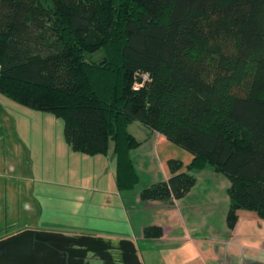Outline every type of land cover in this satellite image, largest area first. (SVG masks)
<instances>
[{"label":"trees","instance_id":"trees-1","mask_svg":"<svg viewBox=\"0 0 264 264\" xmlns=\"http://www.w3.org/2000/svg\"><path fill=\"white\" fill-rule=\"evenodd\" d=\"M51 2L0 0V94L61 119L73 152L111 150L119 192L139 183L137 122L192 156L141 200L172 205L211 167L229 181L228 228L239 211L264 220V0Z\"/></svg>","mask_w":264,"mask_h":264},{"label":"crops","instance_id":"crops-1","mask_svg":"<svg viewBox=\"0 0 264 264\" xmlns=\"http://www.w3.org/2000/svg\"><path fill=\"white\" fill-rule=\"evenodd\" d=\"M6 122L9 123V120L6 119ZM18 123V125L15 123L17 132L32 135L30 128L32 125H28L26 119L21 118ZM133 123L136 124V130H130L128 127V131L141 143L138 148L130 152L132 164L139 177V183L134 189L123 192L117 190L116 163L111 150L107 155L81 154L88 158L110 156L107 158H110L113 164L115 182V188H111L110 194L105 187L90 193L87 198L84 194H75L73 191L64 195L48 196V192H42L39 189L38 193L42 196L47 194L45 196L47 200L43 201L36 197V189L32 187V183L42 181L35 182V178L24 172L20 174L18 184L13 179H9V182H0V217L4 218L2 220H6L9 216H22L28 217L27 220L36 221L44 215V209L47 206H51V210L55 213L53 209H57L59 204H66L67 207L55 214L61 213L66 216L71 227L57 228L52 230L54 231L52 233L73 241L92 239L102 247H116L121 241H126L130 243L129 246L133 245L139 264H264V220L258 218L253 212L239 211L235 227L229 229L226 224L228 210L226 190L229 183L223 181L224 184L220 185L221 176L211 167L190 172L196 179L195 185L183 198L176 200L172 205L141 200L140 191L143 188L169 179L171 174L167 162L170 159L183 160V163H187L186 166L191 159L171 156L169 154V151L173 150L171 142L140 123ZM37 132L40 136V131ZM41 132L44 131L41 130ZM42 145L41 140V144L37 145L41 152L45 150ZM48 150H54L55 153L61 150L67 156H75V152L68 147L65 139L62 146L58 143L56 148L55 140L52 138ZM6 163L9 170L14 172L16 166ZM181 171L187 172V169H181ZM66 187L78 190L76 186L66 185ZM79 193H85V191ZM93 196L96 198L93 199ZM91 202L94 203L95 209L107 211L106 215L102 213L100 217L105 218L104 225L114 224L113 230L80 232L77 226L73 225L72 221L74 222L76 218L90 216ZM84 205L87 212L86 209H82ZM109 211H113L112 215ZM153 226L161 229V236L145 237L144 229ZM26 227L24 225L16 230L18 232L8 236L31 230ZM68 229H71L68 231L70 234H65L64 232ZM34 231L43 232L44 230L37 228ZM108 252L113 253L114 257H121L117 250H108ZM87 255H94V253L87 252Z\"/></svg>","mask_w":264,"mask_h":264},{"label":"rangeland","instance_id":"rangeland-1","mask_svg":"<svg viewBox=\"0 0 264 264\" xmlns=\"http://www.w3.org/2000/svg\"><path fill=\"white\" fill-rule=\"evenodd\" d=\"M41 2L45 7L52 6L51 0H41ZM102 55L103 52L100 50L91 55H86V59L97 61ZM46 113L32 111L0 94V182H9V179H13L18 184L20 174L24 172L29 173L32 178H35V182L36 180L42 181L41 183H32V187L36 189V197L43 199V201L47 200L45 197L47 194L42 196L38 193L39 189L42 192H48V196L64 195L73 191L75 194H84L87 198L90 193L105 187L107 192H109L108 194H110L112 192L111 188H115L113 164L110 162V158H107L110 156L106 158H88L79 153H75V156H67L61 150L56 153L54 150H48L52 138L55 140L56 148H58V143L60 146L64 143V136L63 121L51 113ZM21 118L26 119L28 125H32L30 127L33 132L31 136L17 132L15 123L18 125ZM6 119L9 120V123L6 122ZM129 129L135 131L136 124L130 125ZM41 130L44 132H41ZM37 131H40V136H38ZM41 140L42 146L45 147V150L42 152L40 147L37 146L39 143L41 144ZM171 147H173V150L169 151L171 156L178 158L185 157L186 160L188 157L192 159L191 154L182 148L174 144ZM180 161L182 169H186L187 163H183V160ZM6 162L16 166L14 172H11V169L9 170ZM220 176V185L224 184L223 181L229 183L223 174H220ZM66 185L76 186L78 190L70 189ZM83 190L85 193H79ZM92 198L95 199L96 196ZM93 202H91L89 208L90 216L88 215L89 217L87 216V218H76L74 222L72 221L73 225H76L80 232L104 231V229L113 230L114 224L109 223V225H104L103 220L105 218L100 217L102 213L106 215L107 211L103 212L95 209ZM65 207H67L66 204H59L58 208L53 210L55 213L61 212V209ZM84 207L85 205L82 209ZM85 211L87 212V209ZM109 212L112 215L113 211ZM55 213L51 210V206H47L44 209V215L36 221L27 220L28 217L24 218L22 216H9L6 220H2L4 218L0 217V239L7 238L9 234L18 232L16 230L22 228L24 225L33 231L38 228V230H44L43 232L51 233L54 232L52 230H56L57 228L71 227V223H69L70 221H68L66 216H63L61 213ZM69 230L71 229H68L64 233L70 234L68 233ZM85 262L87 264H102L99 260L88 258Z\"/></svg>","mask_w":264,"mask_h":264},{"label":"water","instance_id":"water-1","mask_svg":"<svg viewBox=\"0 0 264 264\" xmlns=\"http://www.w3.org/2000/svg\"><path fill=\"white\" fill-rule=\"evenodd\" d=\"M69 241L73 246L86 248L84 257L87 252H92L102 264H114L113 253L108 250L119 251L124 264H139L133 245L129 246L126 241H121L116 247H102L92 239L73 241L54 233L32 230L0 240V264H79L73 258L67 259L60 248V244H68Z\"/></svg>","mask_w":264,"mask_h":264},{"label":"flooded vegetation","instance_id":"flooded-vegetation-1","mask_svg":"<svg viewBox=\"0 0 264 264\" xmlns=\"http://www.w3.org/2000/svg\"><path fill=\"white\" fill-rule=\"evenodd\" d=\"M72 241H69L68 244H60V248H62V251L66 253V257L67 259H72L74 260V262H77L79 264H87L85 261L86 259H95L98 260V258H96L95 255H87L84 257V253L86 251V248L84 247H76L71 245ZM68 255V256H67ZM114 264H124L122 261L121 257H114L112 259ZM102 263V261H100Z\"/></svg>","mask_w":264,"mask_h":264}]
</instances>
